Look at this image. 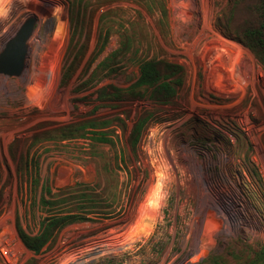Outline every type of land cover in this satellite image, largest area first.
<instances>
[{"label":"rangeland","instance_id":"374dc122","mask_svg":"<svg viewBox=\"0 0 264 264\" xmlns=\"http://www.w3.org/2000/svg\"><path fill=\"white\" fill-rule=\"evenodd\" d=\"M259 1L0 0V51L37 17L24 71L0 74V264H262L264 67L227 34L259 26ZM151 59L183 67L171 102L103 106ZM95 122L112 144L66 128ZM101 180L123 213L23 245L16 217L35 235L42 196Z\"/></svg>","mask_w":264,"mask_h":264},{"label":"trees","instance_id":"16d2710c","mask_svg":"<svg viewBox=\"0 0 264 264\" xmlns=\"http://www.w3.org/2000/svg\"><path fill=\"white\" fill-rule=\"evenodd\" d=\"M261 23L259 26L246 27L241 34L227 33L228 36L246 46L264 67V0H260L256 7ZM122 53L117 49L100 63L109 67V61L115 54ZM71 67L63 73L61 81L67 83L71 74ZM184 70L182 65L166 60H145L138 65V76L128 87L122 88L113 84H107L97 90L98 100L103 106H115L128 97L143 95L155 103L167 104L177 95L178 89L183 83ZM149 113L139 118L132 126L129 133V145L137 149L142 130L150 120ZM108 122V121H107ZM107 124V123H106ZM92 127V129H87ZM68 130H74L80 135L91 132V136L97 142L113 143L111 137L100 130L98 123H81L77 127L69 125ZM73 128V129H71ZM84 183L75 181L72 185L60 190L57 194L48 198L41 197V205L47 212L40 223V229L35 235H29L22 227L19 218L16 217L15 229L23 245L38 253L41 248L52 239L62 228L78 222H87L109 218L116 213H123L122 208L115 210L113 196L106 189V184ZM46 192L51 194L50 189ZM264 264V261L262 262Z\"/></svg>","mask_w":264,"mask_h":264},{"label":"water","instance_id":"95a60500","mask_svg":"<svg viewBox=\"0 0 264 264\" xmlns=\"http://www.w3.org/2000/svg\"><path fill=\"white\" fill-rule=\"evenodd\" d=\"M37 17L29 15L0 51V74L20 76L28 57L29 39L35 29Z\"/></svg>","mask_w":264,"mask_h":264},{"label":"built area","instance_id":"2783aa9c","mask_svg":"<svg viewBox=\"0 0 264 264\" xmlns=\"http://www.w3.org/2000/svg\"><path fill=\"white\" fill-rule=\"evenodd\" d=\"M3 254H4V256H5V252L3 251ZM6 257V256H5Z\"/></svg>","mask_w":264,"mask_h":264}]
</instances>
